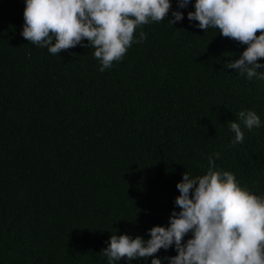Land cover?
<instances>
[{
  "label": "trees",
  "instance_id": "obj_1",
  "mask_svg": "<svg viewBox=\"0 0 264 264\" xmlns=\"http://www.w3.org/2000/svg\"><path fill=\"white\" fill-rule=\"evenodd\" d=\"M24 7L0 0V264H108L110 236L167 225L182 174L216 152L264 195V80L227 68L246 45L195 27L190 4L101 72L91 47L52 55L23 38ZM241 110L262 123L233 145Z\"/></svg>",
  "mask_w": 264,
  "mask_h": 264
},
{
  "label": "clouds",
  "instance_id": "obj_2",
  "mask_svg": "<svg viewBox=\"0 0 264 264\" xmlns=\"http://www.w3.org/2000/svg\"><path fill=\"white\" fill-rule=\"evenodd\" d=\"M20 35L52 55L77 45L94 49L99 71L121 61L133 43H141L147 33L143 25L167 19L172 25L184 19L180 9L190 4L187 19L194 26L246 45L239 58L227 68L264 80V0H24ZM171 11V19H168ZM259 32V34H257ZM85 41L87 43H85ZM238 120L229 123L232 144L244 141L241 124L248 130L261 126L253 110H241ZM208 157L201 175L182 174L176 188L179 195L167 225L149 228L148 238L112 234L101 250L108 264L125 260L150 264H264V195L243 187L234 173L221 170ZM177 208L179 210H177ZM190 234V235H189ZM188 236L187 239L185 237ZM174 248L176 255L158 256Z\"/></svg>",
  "mask_w": 264,
  "mask_h": 264
}]
</instances>
